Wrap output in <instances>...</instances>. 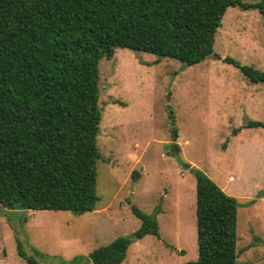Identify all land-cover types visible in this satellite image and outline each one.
I'll return each instance as SVG.
<instances>
[{"label": "rangeland", "instance_id": "1", "mask_svg": "<svg viewBox=\"0 0 264 264\" xmlns=\"http://www.w3.org/2000/svg\"><path fill=\"white\" fill-rule=\"evenodd\" d=\"M214 50L222 58L211 56L193 65L128 48H117L112 59L103 58L96 209L76 213L2 208L0 264H28L19 242L28 254L37 250L41 264L89 257L98 247L138 230L141 219L133 205L157 214L160 237L149 234L133 240L120 264L195 260L194 169L207 173L241 202L238 264H264V127L245 126L264 122V84L250 81L225 61L231 57L264 71L261 10L230 6Z\"/></svg>", "mask_w": 264, "mask_h": 264}, {"label": "trees", "instance_id": "2", "mask_svg": "<svg viewBox=\"0 0 264 264\" xmlns=\"http://www.w3.org/2000/svg\"><path fill=\"white\" fill-rule=\"evenodd\" d=\"M230 6L259 8L264 16V1L0 0V215L2 208L94 211L102 156L101 60L112 59L117 48L186 65L220 59L216 34ZM225 61L264 84V71L231 57ZM194 171L198 257L182 264H238L241 202L204 171ZM132 209L141 219L132 236L66 264H120L133 240L160 237L157 214ZM18 249L28 264H41L37 250L28 254L22 242Z\"/></svg>", "mask_w": 264, "mask_h": 264}]
</instances>
